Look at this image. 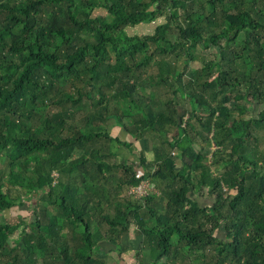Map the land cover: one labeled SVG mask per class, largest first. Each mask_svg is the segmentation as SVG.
Masks as SVG:
<instances>
[{"label": "trees", "instance_id": "obj_1", "mask_svg": "<svg viewBox=\"0 0 264 264\" xmlns=\"http://www.w3.org/2000/svg\"><path fill=\"white\" fill-rule=\"evenodd\" d=\"M156 55L174 63L146 77ZM263 141L264 0H0V214L22 206L15 190L38 203L0 224V264H103L130 235L139 264H264ZM143 179L158 193L138 199Z\"/></svg>", "mask_w": 264, "mask_h": 264}, {"label": "rangeland", "instance_id": "obj_2", "mask_svg": "<svg viewBox=\"0 0 264 264\" xmlns=\"http://www.w3.org/2000/svg\"><path fill=\"white\" fill-rule=\"evenodd\" d=\"M82 10H84V8H82ZM100 13L102 15H107V13L103 9L102 10L101 9H97V10H95V12L93 14L94 15H98ZM177 13L179 15H182L183 14V10L179 9ZM107 19L110 22L112 17L108 16ZM152 26H153V24H150V25L142 24V25H138L137 27H134V28H127L126 29V34L128 36H134L136 34H138V35H148V34L152 33L151 32L152 31ZM201 48H202L201 46L196 48V54L195 55H196L197 59H199L200 57H206L207 59L213 58V54H215L214 53L215 50H213L212 48H210L208 50H203ZM166 59H167L166 55H164V56L156 55L153 58V60L148 65L145 66V69L143 71L145 76L146 77H150L151 75L157 74L158 73V69H159L158 62H162V61L165 62ZM173 59H174V57H170V58L167 59V62L174 63ZM188 64H189V68L192 69V70H196V69L200 68L199 61H194V62H190L189 61ZM177 65H178L179 71L184 70L183 68L186 66L184 59L180 58V60L177 61ZM226 101H227V103H231L232 102V99H231V97L229 95L225 96V99H223V102H226ZM184 104H185V107L187 108V110H189L188 104L187 103H184ZM181 105H183V104H181ZM260 110H261V106H258V105H255V106H252V107H249V108L247 107L246 111H242V109L235 110V117H236L237 120L248 119L250 116H254L255 117L257 115L258 111H260ZM180 112H181V114L185 115V110L184 109H180ZM187 117H188V115L184 116V118H187ZM108 123H109L108 128L111 129V131L113 133V136H115L116 134H119L122 139L134 142V144L137 146V148H135V152H137L140 149V150H143V151L147 152V154H148V156L150 158L153 157V153L148 151V149H150V147H151L150 140L142 139L140 141H137L134 137H132L130 134L126 133L122 129H120V131H119L118 128L112 129V126L114 124L113 121H110ZM183 127H185V124H183ZM195 127H196V129H200L198 124H196ZM261 136H263V135L261 134ZM197 142H201V144L202 143L204 144L205 153L206 154L208 153L207 155L210 158L211 157V152H212V150L215 147L214 146H210L207 142H205L200 137H198ZM263 142L261 143L262 146H264ZM196 148L199 149V146H196ZM124 152L127 155H130L129 149L126 148V151H124ZM175 155L178 156V153L175 152ZM119 156L121 157L123 155L121 154ZM130 158H132L136 162L139 161V160H137V157L135 155H133V154L130 155ZM208 162H210V159H208ZM212 170H213V172H215V168L214 167H212ZM116 190L118 191V194H120V193H123V192H127L128 188H122V186H121L119 188H116ZM14 194H15L14 197H16V198H18L17 195H19V196L22 195V199L21 200H22L23 204H22V206L18 205L16 207H14L11 212L10 211H6L5 215L0 214V224L5 223V222H9L11 224L16 225L19 222L18 221V217L25 216L26 218H30L32 216V214L36 212L34 206H37V204H38L37 203V199L29 201V199H27V197L24 196V192H22V191L19 192V191L15 190ZM191 195L194 198H196L201 204H210V199H208L210 195H209L208 191L205 190V189H204V191L202 192L201 195H199L197 192L196 193L191 192ZM157 203L159 204V206L161 208H163L164 204H165L164 198L163 197H158ZM49 211H52V208ZM17 235H18V233L14 234L13 238H16ZM108 246H110V244H108ZM181 254L183 255L182 251H181ZM121 262H123V261H121ZM111 264H115V263L112 261Z\"/></svg>", "mask_w": 264, "mask_h": 264}, {"label": "crops", "instance_id": "obj_3", "mask_svg": "<svg viewBox=\"0 0 264 264\" xmlns=\"http://www.w3.org/2000/svg\"><path fill=\"white\" fill-rule=\"evenodd\" d=\"M150 152H152V151H150ZM129 158H130V155H129ZM153 158H154V153H153L152 159ZM130 159H131V161L136 162L132 158H130ZM137 160H138V158H137ZM164 207H165V205H164ZM131 228H134L135 229L134 233H137L136 232L137 226L135 224H133ZM130 236L131 237L129 239L128 238L126 239V240H128L127 244H129L132 247L134 246V247L133 248L130 247V249L127 250V252L124 251L121 253H117L116 248H111V245L108 246V244L105 243L103 245L104 248H101L99 253L94 254L92 256V258H95L97 260V262L103 263V264H111L112 261L115 264H138V262H136V260H135V256L139 251L136 247V245H138V243H139V239H138V237H135L134 235H130ZM125 237L126 236H123L122 239H124ZM120 242L118 244L122 245L123 242H121V243ZM142 257H143V255H142ZM143 259H144V257H143ZM121 261H123V262H121ZM142 264H145V263H142Z\"/></svg>", "mask_w": 264, "mask_h": 264}, {"label": "clouds", "instance_id": "obj_4", "mask_svg": "<svg viewBox=\"0 0 264 264\" xmlns=\"http://www.w3.org/2000/svg\"><path fill=\"white\" fill-rule=\"evenodd\" d=\"M143 181L149 185V192H148L147 194H146V192H145V193H143V192L140 193V192L138 191V189H137V188L141 185V183H142ZM128 193H129L130 195H132L133 197H135V198H138V199H144V198H146V196L149 195L150 193H158V189L155 188L154 185L151 184V182H150L148 179H143V180H141V182H140L137 186L132 187V189L130 188V190H129ZM138 264H139V261H138Z\"/></svg>", "mask_w": 264, "mask_h": 264}, {"label": "built area", "instance_id": "obj_5", "mask_svg": "<svg viewBox=\"0 0 264 264\" xmlns=\"http://www.w3.org/2000/svg\"><path fill=\"white\" fill-rule=\"evenodd\" d=\"M137 189L140 193L146 192V194H147L149 192V185L143 181Z\"/></svg>", "mask_w": 264, "mask_h": 264}]
</instances>
